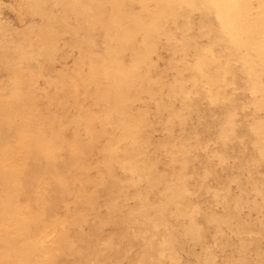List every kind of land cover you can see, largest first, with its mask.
Instances as JSON below:
<instances>
[{"label": "rangeland", "instance_id": "374dc122", "mask_svg": "<svg viewBox=\"0 0 264 264\" xmlns=\"http://www.w3.org/2000/svg\"><path fill=\"white\" fill-rule=\"evenodd\" d=\"M81 1L0 0V61H5L0 63V85L11 87L10 76L14 77L25 70L21 75L27 80L31 79L33 96L38 91L35 99L41 97L37 99L40 106L50 104L52 99L62 102V107L53 103L54 107H49L48 114L54 118L57 114L56 122L60 116V124H53L56 129L62 130L59 134H63L60 136L64 141L60 144L55 142L56 146L52 142L47 151L50 149L48 153L60 161L55 173L67 180L65 186H68V190L64 192L61 189L59 197L51 198L47 208L55 206L51 209L53 213L47 209L44 218L42 216L38 220L46 225L51 217L54 219L60 216L68 219V227L66 235L54 236L58 243V253H52L47 263L73 264L78 261V264H155L156 261L157 264H264V65L256 61L263 79L262 84L259 80L254 84L246 69L248 66L244 64L250 59L245 55L248 38L239 33L238 28L226 18L229 11L228 8L225 10L224 2L227 1L222 0L221 4V0H197L191 7L185 0H176L171 5V16L157 33L149 32L148 26L142 24L143 0H86L85 4V0L82 1L83 4ZM208 4L212 5L213 10H217H207ZM115 19L122 23H117ZM210 21L214 26L209 25ZM136 24L141 28L137 25L136 29ZM220 29L223 30L221 34ZM244 39L246 40L242 43ZM40 41L42 42L39 43ZM146 43L148 46L144 47ZM106 47L111 49L106 50ZM7 50L11 52L8 53ZM12 50H15V55ZM117 54L120 57H113ZM253 54L264 55V45ZM16 58L20 60L17 61ZM205 59L209 60V64H206L209 69L221 66V82L215 83L211 88L207 87L212 85L208 76L202 73L203 63L207 62ZM251 59H257L256 55ZM9 60L16 69L12 65H5ZM13 61L20 62L16 64ZM34 61L39 64L33 63ZM20 63L23 66L18 67ZM8 68L12 70H6ZM114 68L117 73V89L113 94L118 92V86L122 87L124 84L123 94L126 99L118 104L126 106V111H130L133 116V129L137 127L133 133L117 126L114 103L109 98L113 89L108 87L111 90L107 91L97 88L98 84L110 85ZM99 69L104 71L99 74ZM7 77L8 81L4 79L3 82V78ZM154 79L157 81H153ZM146 81L148 83L145 84ZM62 82L68 85L64 86ZM207 82L209 84L206 86ZM158 83L161 85H157ZM173 83L176 84L172 86ZM61 84L64 87L61 88ZM68 86L72 88L69 89ZM73 86L75 90H79L76 94ZM48 88L56 97L52 96L53 93ZM52 88H55L56 93ZM57 91L62 92L57 94ZM212 93L215 94L214 98ZM44 94H47L46 98ZM146 95H151L150 101L149 97L145 99ZM43 99L47 102H42ZM105 103L107 104L103 106ZM88 121L92 125L89 128L91 135H95L94 141L93 136L86 133L90 134L86 129ZM98 122L101 123V128ZM58 124L63 126L57 127ZM52 133L50 131V135ZM47 134L49 135L48 132ZM66 141L77 142L78 147L80 145V148H84L81 149L83 154H75L77 158L68 155L71 150H66ZM106 145H114V149L105 151ZM95 146L97 150L94 149ZM133 148L136 149L131 150ZM175 157L177 160L181 158L176 161ZM123 164L132 165V171L128 167L124 171ZM88 176L91 181L85 183ZM176 176L180 177L179 186L172 180ZM80 180L82 184L85 183L84 191L93 190L94 193L90 203L76 208V214L70 208L75 206ZM166 194L172 196L167 204ZM19 201L23 203L25 198L19 197ZM132 221L137 224L133 225ZM161 239H167L166 244L161 247V252H157ZM151 254H154V262L142 258Z\"/></svg>", "mask_w": 264, "mask_h": 264}, {"label": "bare ground", "instance_id": "6f19581e", "mask_svg": "<svg viewBox=\"0 0 264 264\" xmlns=\"http://www.w3.org/2000/svg\"><path fill=\"white\" fill-rule=\"evenodd\" d=\"M31 1V0H30ZM74 1V0H72ZM83 1V0H82ZM81 1V2H82ZM89 1V0H88ZM97 1V0H96ZM95 1V2H96ZM100 1H103V0H100ZM174 1L176 0H143L141 2V10H142V13H143V19H142V24H145L146 27L148 26L147 30L152 31V32H159V30L161 29V26L162 24L171 16V13H170V9L171 8V5L174 4ZM212 1V0H211ZM224 1V0H223ZM223 1L221 0V4H223ZM227 2L225 3L224 2V6L225 7V10L228 8V13H226V18L231 22L230 24H233L236 28H238L239 30V33L241 32L242 34H244L245 36H247V40L244 39L242 40V43L243 41L245 42L246 40V50H245V55L249 58L250 57V61H246L244 62L245 65L248 66L247 71L249 72L248 74H250V77L253 79L254 81V84H257L258 80L259 82H261L262 84V79H263V76L261 74V69H260V66L258 65V63H263L264 65V55L262 54H255L257 59L255 60H252L251 58H254L255 55L253 54L257 49L261 50L263 45H264V0H226ZM84 4L86 3V0L83 1ZM82 2V4H83ZM90 2V1H89ZM186 4L188 6H193L194 4H196L197 0H185ZM209 2V1H208ZM37 3V2H36ZM60 3V2H59ZM58 3V4H59ZM73 3V2H72ZM210 3V2H209ZM98 4V3H97ZM100 4V3H99ZM103 4V2H102ZM101 4V5H102ZM77 5V4H76ZM89 5V4H87ZM94 6V5H93ZM97 6V5H96ZM95 6V7H96ZM212 5L208 4V6L206 7L207 10H210V12L213 10ZM216 6V5H215ZM223 6V5H222ZM221 6V7H222ZM98 7V6H97ZM96 7V8H97ZM100 7V5H99ZM195 7V6H194ZM90 8V7H89ZM88 8V9H89ZM223 8V7H222ZM52 9V8H51ZM91 10H92V7H91ZM96 10V9H95ZM94 10V11H95ZM98 10V9H97ZM217 10V9H215ZM213 10V11H215ZM78 11V10H77ZM75 11H73L74 13ZM227 12V11H226ZM48 13V12H47ZM55 13V12H54ZM72 13V12H71ZM95 13V12H94ZM137 13V12H136ZM216 13V12H215ZM96 14V13H95ZM213 14V13H212ZM209 15V14H208ZM215 15V14H214ZM224 15V16H225ZM49 16V15H48ZM55 16V15H54ZM53 16V17H54ZM95 16V15H94ZM93 16V17H94ZM103 16V15H102ZM112 17V14L110 15ZM47 17V16H46ZM218 17V16H217ZM216 17V18H217ZM50 18V17H48ZM66 18V17H65ZM68 18V17H67ZM75 18V17H74ZM73 18V19H74ZM110 18V17H109ZM124 18V17H123ZM138 18V17H136ZM142 17H140L141 19ZM214 19L216 21H218L217 19ZM45 20V19H44ZM51 20V18H50ZM57 20V19H56ZM117 20H120L117 18ZM126 20V19H124ZM135 20V19H134ZM226 20V19H225ZM64 21V20H63ZM116 21V19H115ZM122 21V20H120ZM117 22V23H122V22ZM56 22V21H55ZM133 22V21H132ZM135 22V21H134ZM133 22V23H134ZM185 22V21H184ZM44 23H46L44 21ZM63 23V22H62ZM66 23V22H65ZM116 23V24H117ZM126 23V22H125ZM139 23V22H138ZM213 23V22H212ZM209 23V25L211 26H214L213 24ZM42 24V23H41ZM51 24V23H50ZM60 24V23H59ZM141 24V21L140 23ZM44 25V24H43ZM42 25V26H43ZM49 25V24H48ZM64 25V24H63ZM75 25V24H74ZM137 25L136 24V29H137ZM144 25V26H145ZM41 26V27H42ZM132 26V25H130ZM134 26V24H133ZM139 26V25H138ZM58 27V25L56 26ZM61 27V26H60ZM64 27V26H63ZM62 27V28H63ZM67 27V26H66ZM74 27V26H73ZM79 27V26H78ZM141 28V26H139ZM225 27V26H224ZM255 27V28H254ZM45 28V26H44ZM46 28H49L46 27ZM120 28V27H119ZM135 28V27H134ZM138 28V29H140ZM143 28V26H142ZM232 28V26H231ZM29 29V28H28ZM54 29V28H52ZM60 30H62L61 28H58ZM70 29V28H68ZM111 29V27H110ZM122 31H123V28H121ZM10 30V29H9ZM8 30V31H9ZM38 30V29H36ZM43 30V29H42ZM57 30V29H55ZM71 30V29H70ZM73 30V29H72ZM108 30V29H107ZM119 30V29H117ZM146 30V31H147ZM28 31V30H27ZM40 31V30H38ZM46 29H45V33H46ZM54 31V30H53ZM114 31V29H113ZM121 31V30H120ZM121 31V32H122ZM31 32V31H30ZM29 32V33H30ZM35 32V30H34ZM62 32V31H61ZM66 32V31H65ZM72 32V31H71ZM71 32H70V35H71ZM77 32V31H76ZM115 32V31H114ZM120 32V33H121ZM221 32H223V30L220 29V34ZM238 32V31H237ZM28 33V34H29ZM32 33V32H31ZM57 33H58V30H57ZM112 33V32H111ZM5 34V33H4ZM2 34V36L4 35ZM10 34V33H9ZM34 34V33H33ZM32 34V35H33ZM42 34V33H41ZM107 34H109V32H107ZM30 35V34H29ZM35 35H38V34H35ZM72 35H73V32H72ZM119 35V33H118ZM1 36V37H2ZM21 36V35H20ZM27 37V35H25ZM80 36V35H79ZM23 37V36H22ZM29 37V36H28ZM31 37V36H30ZM33 37V36H32ZM82 37V36H81ZM10 38V37H9ZM8 38V39H9ZM38 38H39V35H38ZM47 38V37H46ZM45 38V39H46ZM106 38V37H105ZM117 38V37H116ZM238 38V37H237ZM8 39L6 40L8 42ZM11 39V38H10ZM9 39V40H10ZM31 39V38H30ZM29 39V40H30ZM33 39V38H32ZM36 39V38H35ZM41 39V38H40ZM39 39V40H40ZM44 39V40H45ZM62 39V38H61ZM83 39V38H82ZM145 39V42H146V39L147 37L144 38ZM52 40V38H51ZM105 40V39H103ZM117 40V39H116ZM241 40V39H240ZM53 41V40H52ZM60 41V40H59ZM148 41V40H147ZM14 42V41H13ZM38 42V39L37 41ZM42 41H40L39 43H41ZM56 42V41H55ZM6 43V42H5ZM12 45V41L9 42V45ZM16 43V42H15ZM20 43V42H19ZM22 43H25L22 41ZM31 43V42H30ZM33 43V42H32ZM84 43V42H82ZM113 43V42H112ZM114 43H116V41H114ZM144 43V42H143ZM181 43V41H180ZM179 43V44H180ZM183 43V42H182ZM3 44V43H2ZM8 44V43H7ZM6 44V45H7ZM35 44V43H34ZM57 44V43H55ZM147 44V45H146ZM144 44V47L145 46H148V43ZM10 45V46H11ZM19 45V44H18ZM27 45V44H26ZM71 45V44H70ZM91 45V44H90ZM21 46V45H20ZM24 46V45H23ZM36 46V44L34 45V47ZM83 46V45H82ZM39 47V46H38ZM37 47V48H38ZM1 48V47H0ZM51 48V47H50ZM94 48V47H93ZM103 48V47H102ZM7 49V48H6ZM58 49V48H57ZM111 49V48H109ZM108 47H106V50H109ZM1 50V49H0ZM4 50V49H3ZM27 50V49H26ZM30 50V49H29ZM95 50V49H94ZM93 50V51H94ZM115 50V49H114ZM15 51V50H14ZM14 51L12 50V53L14 54ZM31 51V50H30ZM33 51V50H32ZM35 51V50H34ZM39 51V50H38ZM50 51V50H49ZM53 51V50H52ZM78 51V50H77ZM87 51V50H86ZM5 52V51H4ZM8 52V50H7ZM11 52V51H10ZM8 52V53H10ZM19 52V50H18ZM46 52V51H45ZM80 52V50H79ZM99 52V51H98ZM107 52V51H106ZM26 53V51H25ZM25 53L23 55H25ZM36 53V52H35ZM102 53V52H101ZM109 53H111V51H109ZM2 54H3V51H2ZM18 54V53H16ZM19 54H21V52H19ZM98 54V53H97ZM100 54V53H99ZM98 54V55H99ZM113 54H115L113 52ZM248 54V55H247ZM12 55V54H11ZM15 55V54H14ZM28 55V54H27ZM35 55V54H34ZM90 55V54H89ZM100 55H103V54H100ZM106 55V54H105ZM4 56V55H3ZM9 56V55H8ZM17 56H20V55H17ZM32 55L30 54V57ZM85 56V55H84ZM96 56V55H95ZM244 56V57H246ZM261 56V57H260ZM22 57H26V56H21ZM39 57H41L39 55ZM38 57V58H39ZM88 58V56H86ZM108 57V56H107ZM112 57V55H111ZM113 57H120L117 55L113 56ZM260 57V58H258ZM14 58V57H13ZM18 58V57H17ZM16 58V60H17ZM95 58V57H94ZM98 58V56H97ZM105 58V57H104ZM247 58V59H248ZM24 59V58H23ZM27 59V58H25ZM37 59V58H36ZM35 59V60H36ZM84 59V58H83ZM90 59V58H89ZM116 59V58H115ZM115 59H113L115 61ZM245 59V58H243ZM12 60V59H10ZM7 61V63H5V65L7 66H10L13 64H11V61ZM14 60V59H13ZM20 60V59H18ZM17 60V61H18ZM122 60V59H121ZM204 60V59H203ZM201 60V62L203 61ZM206 60V59H205ZM3 61V60H1ZM0 61V63H1ZM26 61V60H25ZM24 61V62H25ZM30 61V60H29ZM33 61V60H31ZM37 61V60H36ZM87 61V60H86ZM89 61V60H88ZM200 61V60H199ZM207 62L206 63H203V71L202 73L206 74L208 76L207 77H204V78H207L208 80H210L209 82H211L212 85H208L209 84L208 82L205 84L208 88H211L214 86L215 83L217 82H221L220 81V71H221V66H214L212 69H209L207 67L206 64H209V60L207 59L206 60ZM221 61V60H220ZM258 63H257V62ZM5 62V61H3ZM14 62V61H13ZM12 62V63H13ZM20 62V61H19ZM17 62V63H19ZM23 62V63H24ZM243 62V61H242ZM16 63V61L14 62ZM16 63V64H17ZM22 63V64H23ZM25 63H28L25 62ZM32 62H30L31 64ZM33 63H36L35 61ZM82 63V62H81ZM90 63L91 60H90ZM21 63L18 64V67L19 65L23 66ZM37 65L39 64V62L36 63ZM34 64V65H36ZM89 64V63H88ZM108 64V63H107ZM189 64V63H188ZM200 64V63H199ZM33 65V66H34ZM109 65V64H108ZM112 65V64H111ZM150 65V64H149ZM201 65V64H200ZM199 65V66H200ZM3 66V65H2ZM31 66V68L33 67ZM105 66V65H104ZM120 66V65H119ZM153 66V65H152ZM151 66V68H152ZM262 66V65H261ZM17 67V65H16ZM25 67V66H24ZM24 67H21V68H24ZM114 67V66H113ZM150 67V66H149ZM189 67V66H188ZM202 67V65H201ZM10 68V67H9ZM6 69V70H10V69ZM15 68V67H14ZM20 68V69H21ZM27 68V67H26ZM30 68V67H29ZM37 68V67H36ZM104 68V67H103ZM116 68V67H115ZM115 68H114V71H113V79H112V82H110V85H103V84H98L97 85V88L98 89H106L107 91H110L111 89H113V92L111 91L110 93V99L113 100V103H114V112L116 113L117 115V126H120L125 129H127L130 133H133L137 127H134L135 129H133V124L134 123V118L133 116L130 114V111L127 112L126 111V106H123V104H118V102H122L123 100L126 99V97H124V94H123V85L122 87L121 86H118V92H115V88H116V80H115V75L117 74L115 72ZM133 69V67H131ZM16 69V68H15ZM19 69V68H18ZM17 69V70H18ZM65 69V68H64ZM80 69V68H79ZM82 69V68H81ZM88 69V68H87ZM95 69V68H94ZM117 69V68H116ZM127 69V68H126ZM186 69V68H184ZM207 69V71H205ZM4 70V69H3ZM12 70V68H11ZM10 70V71H11ZM23 70V69H22ZM36 70H39L36 69ZM44 70V69H42ZM62 70V69H61ZM100 70V69H99ZM104 71V69H102ZM102 70H100L98 73L101 74L102 73ZM149 70V69H148ZM147 70V72H148ZM19 71V70H18ZM29 71V70H28ZM90 71V70H88ZM117 71V70H116ZM121 71V70H120ZM21 72V71H20ZM19 72V73H20ZM25 72V70H24ZM23 71L20 73V74H16L14 77L10 76L11 79L10 80V86L8 85H5V86H1L0 85V264H46L48 261H49V258L50 256L53 254H55V251L57 252L58 250V243L54 240V236L55 235H59V234H64L66 235V231H67V222H68V219L67 218H63V217H60V216H56L54 219H52L51 217V221L48 222L46 225L44 223H40L41 221H39L38 219L41 218L43 216L46 215V210L49 209L47 208L48 206V203H49V200L51 198H57L59 197V191L61 189H63L64 192H66L68 190V186H65L68 182L66 179H63L62 176L60 174H57L55 173V170L57 169V163L60 162V161H57L53 155L49 154L48 148H50L49 146L52 144H54V146H56L55 142L60 144V142L64 139H62V136H60L61 134H59L60 132H62V130L60 129H56L54 124H56L57 122H59L60 119V116H59V120H57L56 122V116L55 118L54 117H49V107H54L55 106H61L62 102L61 100H52L50 101V104H47V103H44V105H39L40 103L37 102V99H40V98H36L35 99V96H37V93H35L36 95L33 96V89L31 88V79L27 80L26 78L22 77L21 74L24 73ZM42 72V71H41ZM60 72V71H59ZM82 72V71H81ZM86 72V71H85ZM129 72V71H128ZM127 72V74H128ZM222 72V71H221ZM16 73V72H15ZM88 73V72H87ZM151 73V72H150ZM26 74V73H25ZM91 74V72H90ZM93 74V73H92ZM137 74V73H136ZM222 74V73H221ZM68 75V74H66ZM97 75V74H96ZM103 75H104V72H103ZM141 75V74H140ZM176 76H178V74L176 73L175 74ZM30 76V75H29ZM83 76V75H82ZM87 76V74H86ZM91 76V75H90ZM101 75H99L100 77ZM147 76V75H146ZM175 76V77H176ZM48 77V76H47ZM85 77V76H84ZM98 76L95 78H99ZM106 77V75H105ZM144 77V76H143ZM180 77V75H179ZM63 78V77H61ZM88 78V77H87ZM90 79L92 77H89ZM125 77H123L124 79ZM142 78V76H141ZM156 78V77H155ZM7 80L8 81V77L7 78H3V80ZM48 79V78H47ZM100 79V78H99ZM131 79V78H130ZM145 79V78H144ZM153 79V78H152ZM151 79V80H152ZM158 79V78H156ZM176 79V78H175ZM5 80L3 82H5ZM71 80V78H70ZM85 80V79H84ZM118 80V79H117ZM138 80V79H137ZM141 80V79H140ZM147 80V79H145ZM150 79H148L149 81ZM264 80V79H263ZM50 81V80H49ZM48 81V82H49ZM61 81V80H60ZM90 81V80H89ZM89 81H85V82H88L89 84H91ZM120 81V79H119ZM153 81H157V80H153ZM161 81V80H160ZM178 81V79H177ZM35 82V80H34ZM72 82V81H71ZM121 82V81H120ZM132 82V81H131ZM142 82V81H141ZM175 82V81H174ZM2 83V82H1ZM50 83V82H49ZM61 83V82H60ZM63 83V82H62ZM65 83V82H64ZM63 83V84H64ZM69 83V81H68ZM68 83L66 85H68ZM102 83V81H101ZM122 83V82H121ZM145 84L148 83L147 81L144 82ZM161 83V82H160ZM3 84H6V83H3ZM8 84V83H7ZM48 84V83H47ZM87 84V83H86ZM162 84V83H161ZM161 84H157V85H161ZM176 84V83H173L172 86ZM220 84V83H218ZM49 85V84H48ZM64 84V86H66ZM74 85H77L74 83ZM88 85V84H87ZM156 85V84H155ZM59 86V84H58ZM62 86L61 84V88L64 87ZM90 86V85H88ZM134 86V85H133ZM151 86V85H150ZM149 86V87H150ZM259 86V85H258ZM50 87V86H49ZM60 87V86H59ZM69 89L71 86H68ZM81 87V85H80ZM92 87V86H90ZM110 87V88H108ZM113 87V88H112ZM128 87V85H127ZM175 87V86H174ZM173 87V88H174ZM206 87V88H207ZM261 88L263 86H260ZM58 87H56L57 89ZM72 88V87H71ZM82 88V87H81ZM94 88V87H93ZM92 88V89H93ZM138 88V87H136ZM151 88V87H150ZM149 88V89H150ZM207 88V89H208ZM51 89V87H50ZM54 89L55 91V88H52ZM59 89V88H58ZM57 89V90H58ZM68 89V88H67ZM73 89H74V86H73ZM79 89V88H78ZM91 91L93 92L94 90ZM96 89V88H94ZM96 89V90H98ZM117 89V88H116ZM124 89H125V86H124ZM139 89V88H138ZM141 89V88H140ZM153 89V88H151ZM178 89V88H177ZM257 89V88H256ZM35 90V89H34ZM37 90V89H36ZM49 90V88H48ZM61 90V89H60ZM64 90L66 91V88H64ZM75 90V89H74ZM84 91V89H82ZM86 90V89H85ZM129 91V89H127ZM132 90V89H131ZM137 90V89H136ZM147 90V89H146ZM264 90V89H263ZM260 91V92H263ZM50 91V90H49ZM63 91V90H62ZM61 91V92H62ZM76 91H79L75 90V94H76ZM82 91V92H83ZM105 91V90H104ZM135 91V90H134ZM140 91V90H139ZM151 91L150 90V94H151ZM213 91V89H212ZM211 91V92H212ZM51 92V91H50ZM60 92V93H61ZM81 92V93H82ZM130 92H133V91H130ZM175 92V91H174ZM256 92V91H255ZM41 93V92H40ZM46 93V92H44ZM53 93V92H51ZM56 93V91H55ZM58 93L57 91V94H60ZM78 93V92H77ZM80 93V94H81ZM88 93V92H87ZM97 93V92H96ZM117 93V94H116ZM160 93V92H159ZM214 93V91H213ZM212 93V95H213ZM43 95V93H41ZM86 94V93H85ZM89 94V93H88ZM137 94V93H136ZM144 95V93H142ZM153 94V93H152ZM211 94V93H210ZM262 94V93H260ZM45 95V94H44ZM47 95V94H46ZM46 95H45V98H46ZM52 95V94H51ZM56 94L53 93V97L55 96ZM128 95V94H127ZM159 95V94H158ZM215 95V94H214ZM214 95H213V98H214ZM49 96H50V93H49ZM61 96V95H60ZM58 96V97H60ZM67 96V95H66ZM76 96V95H75ZM78 96V95H77ZM96 96V95H95ZM94 96V97H95ZM134 96V95H133ZM131 96V97H133ZM137 97V95H135ZM150 96L151 95H146L145 99L147 97H149V100L150 101ZM38 97V96H37ZM56 97V96H55ZM72 97V96H71ZM90 97V96H89ZM92 97V95H91ZM130 97V98H131ZM141 97V96H140ZM155 97V96H154ZM169 97V96H168ZM258 97V96H257ZM62 98V97H60ZM85 98H88V97H85ZM98 97L96 96V99ZM143 98V96L141 97ZM157 98V97H156ZM160 98V97H159ZM163 98V97H162ZM259 98V97H258ZM50 100V98H48ZM154 98H152L153 100ZM172 99V98H171ZM264 99V98H263ZM261 99V100H263ZM46 100V99H43L42 102ZM48 100V101H49ZM138 100V99H137ZM169 100V98H168ZM147 101V102H148ZM44 102H47L44 101ZM93 102V101H92ZM96 102H99V101H96ZM95 102V104H96ZM102 102V101H101ZM217 102V101H216ZM38 103V104H37ZM54 103V105H53ZM139 103V102H138ZM141 103V102H140ZM146 103V102H145ZM158 103V102H157ZM171 103V102H170ZM169 103V104H170ZM43 104V103H42ZM47 104V105H45ZM94 104V105H95ZM107 103L103 104L106 105ZM137 104V103H135ZM151 104V103H149ZM153 104V103H152ZM254 104V103H253ZM263 104V103H262ZM147 105V104H146ZM260 105V104H259ZM108 106V105H107ZM158 106V104H157ZM258 106V105H257ZM264 106V105H263ZM62 107V106H61ZM68 107V106H67ZM166 107V106H165ZM97 108V107H96ZM100 108V107H99ZM97 108V109H99ZM168 108V107H167ZM262 108V107H261ZM52 109V108H51ZM93 109V108H92ZM256 109V108H255ZM259 109H260V106H259ZM68 110V109H67ZM82 110V109H81ZM80 110V111H81ZM90 110V109H88ZM121 110V112H120ZM54 111V110H53ZM59 111V110H57ZM63 111V110H62ZM86 111V109L84 110ZM91 111V110H90ZM100 111V110H99ZM164 111V110H163ZM172 111V110H170ZM262 111V110H261ZM52 112V110H51ZM61 112V111H60ZM73 112V111H72ZM87 112V111H86ZM94 112V111H92ZM97 112V111H96ZM147 112V111H146ZM167 112V111H166ZM174 112V111H173ZM54 113V112H53ZM68 113V112H67ZM75 113V112H74ZM82 113V112H81ZM90 113V112H89ZM135 114V112H133ZM149 113V112H148ZM156 113V112H155ZM76 114V113H75ZM84 114V113H83ZM102 115L104 113H101ZM113 114V113H112ZM139 114V113H137ZM147 114V113H146ZM51 115V114H50ZM55 115V113L53 114ZM85 115V114H84ZM86 115H88L86 113ZM85 115V116H86ZM65 116V115H64ZM101 115H99L100 117ZM111 116V115H110ZM155 116V115H154ZM73 117V116H72ZM108 117V115H107ZM137 117V116H136ZM66 118V117H65ZM75 118V117H73ZM81 118H84V117H81ZM63 119V118H62ZM68 119V118H66ZM92 119V118H91ZM105 119V118H103ZM76 120V119H75ZM90 120V119H89ZM102 120V119H101ZM100 120V121H101ZM178 120V119H177ZM95 121V120H93ZM98 121V120H97ZM110 121V120H109ZM198 121V120H197ZM96 122V121H95ZM103 122V121H102ZM137 122V121H136ZM135 122V123H136ZM141 122V121H140ZM251 122V121H250ZM54 123V124H53ZM64 123V122H63ZM100 123V122H98ZM104 123V122H103ZM181 123V121H180ZM254 123V122H253ZM60 124V122H59ZM59 124L57 125V127H60V126H63V125H60ZM95 124V123H94ZM93 124V126H95ZM137 124H139L137 122ZM182 124V123H181ZM263 124V122H262ZM66 125V124H65ZM107 125V124H106ZM136 125V124H135ZM76 126V125H75ZM90 126L92 125H89V121L87 122V125H86V129H88V131L90 132V134L87 133V135H91V130H89ZM98 126V125H97ZM101 128V123L99 125ZM113 126V125H112ZM112 126H110L112 128ZM140 126V124H139ZM180 126V125H179ZM183 126V125H182ZM106 127V126H105ZM260 127H261V124H260ZM264 127V126H263ZM97 128V127H95ZM98 128V130H99ZM258 128V126L256 127ZM85 129V130H86ZM92 129V127H91ZM227 129V128H226ZM250 129V128H249ZM263 129V128H262ZM261 129V132H263ZM66 130V129H65ZM85 130H84V133H85ZM101 130V129H100ZM99 130V131H100ZM108 130V129H107ZM138 130V129H137ZM50 131L53 132L51 135H50ZM87 131V130H86ZM106 131V130H105ZM109 131V130H108ZM47 132L49 133V135L47 134ZM141 132V131H140ZM231 132V131H230ZM228 132V133H230ZM64 133V132H63ZM73 133V132H72ZM106 133V132H105ZM97 134V133H96ZM135 134V133H134ZM140 134V133H139ZM63 135V134H62ZM262 135V134H261ZM73 136V135H72ZM93 136V137H92ZM108 136V135H107ZM135 136V135H134ZM76 137V135L74 136ZM90 137H92V141L95 140V135H91ZM89 137V139H90ZM118 137V136H117ZM116 137V139H117ZM260 137V136H259ZM264 137V136H263ZM73 138V137H71ZM86 138V137H85ZM104 138V137H103ZM115 138V136H114ZM69 139V138H68ZM71 140V139H70ZM125 140V139H124ZM123 140V141H124ZM129 140V139H128ZM132 140V139H131ZM224 140V139H223ZM262 140V139H261ZM91 142V140H87V142ZM117 141V140H116ZM122 141V142H123ZM130 141V140H129ZM136 141V140H135ZM139 141V140H138ZM85 142V141H82V143ZM115 142V141H114ZM145 142V141H144ZM260 142V141H259ZM66 146L68 147V149L66 150H71L70 153L71 154H68V152L66 153V155H70V156H80V154H83L81 149L83 150L84 148H80V145L78 147V144L77 142H68L66 141ZM63 143V145L65 144ZM92 143V142H91ZM124 143V142H123ZM129 143V142H128ZM140 143V142H139ZM85 144V143H84ZM89 144V143H86V145ZM109 144V143H108ZM133 144V142L131 143ZM138 144V143H137ZM119 145V144H118ZM124 145V144H122ZM189 145V144H188ZM114 146V145H113ZM113 146H104V150L105 151H111ZM117 146V145H116ZM175 145H173V148H174ZM58 147V146H57ZM87 146H85L86 148ZM89 147L88 146V150H89ZM133 147V146H131ZM137 147H140V145ZM167 147V145H166ZM179 147V146H178ZM52 148V147H51ZM96 148V146L94 147V149ZM99 148V146H98ZM172 148V147H170ZM264 149V147H262ZM63 149V148H62ZM114 149V148H113ZM117 149V148H116ZM136 148H133L131 150H135ZM166 149V148H165ZM179 148H176L177 151H180L178 150ZM197 149V148H196ZM55 150V149H53ZM51 150V151H53ZM59 150V149H57ZM65 150V149H64ZM86 149V151H88ZM97 150V148L95 149ZM102 150V149H100ZM118 150V149H117ZM139 150V149H138ZM175 150V149H174ZM187 150V149H186ZM50 151V153H51ZM85 152V154H87V152ZM124 151V150H123ZM184 151V150H182ZM96 152V151H95ZM115 152V151H114ZM113 152V154H114ZM130 152V150H129ZM168 152V151H167ZM190 152V151H189ZM197 152V151H195ZM97 153V152H96ZM170 153V152H169ZM178 153V152H177ZM55 154V153H54ZM110 154V153H109ZM108 154V155H109ZM121 154V153H120ZM123 154V153H122ZM126 154V152H125ZM130 154V153H129ZM128 154V155H129ZM138 154V153H137ZM136 154V155H137ZM167 154V153H166ZM60 155V154H59ZM111 155V154H110ZM127 155V157H128ZM139 155V154H138ZM190 155V153L188 154ZM69 156V157H70ZM75 156V158H77ZM119 156V155H117ZM130 156V155H129ZM175 156V155H174ZM68 157V156H67ZM68 157V158H69ZM101 157H102V154H101ZM113 157V155H112ZM111 157V158H112ZM72 158V157H71ZM134 158V157H133ZM170 159V154H169V157ZM172 158V157H171ZM181 158V157H180ZM179 158V159H180ZM178 159V160H179ZM69 160V159H68ZM100 160V159H99ZM109 160V159H108ZM119 160H122L121 158ZM124 160V158H123ZM132 160V159H131ZM175 160H177V158L175 157ZM76 161V160H75ZM104 161V160H102ZM130 161V160H129ZM171 161V160H170ZM71 162V161H70ZM105 162V161H104ZM118 162V161H117ZM125 162V161H124ZM132 162V161H131ZM106 163V162H105ZM74 164V163H73ZM126 164V163H124ZM123 164V165H124ZM130 164V163H129ZM70 165V163H69ZM140 165V164H138ZM82 166V165H81ZM111 166V165H110ZM132 166V165H130ZM130 166H127V165H124L123 167V170H127L126 168L128 167V170H131L132 171V168ZM59 167V166H58ZM77 167V166H76ZM79 167V166H78ZM138 167V166H136ZM73 168V167H72ZM82 168V167H81ZM106 168V167H105ZM185 168V167H184ZM59 169V168H58ZM76 169V168H75ZM134 169V167H133ZM137 169V168H136ZM63 171L65 170L64 168L62 169ZM81 170V169H80ZM85 169H83V172H84ZM74 171V170H73ZM108 171V169H107ZM183 171V170H182ZM185 171V170H184ZM76 172V171H75ZM62 173V172H61ZM76 174V173H74ZM73 174V175H74ZM65 175V174H64ZM85 177V176H84ZM86 178V177H85ZM91 177L88 176L85 183H90L91 180H89ZM182 179V178H181ZM173 181H175L174 183L179 186L180 182V177H175L172 179ZM76 181V180H75ZM165 181V179H164ZM172 181V182H173ZM83 183V184H85ZM161 183V182H159ZM165 183V182H164ZM71 184V183H70ZM82 184V180H80V183H79V188H78V191L76 192L77 193V198H76V203H75V206L70 208V211L78 214V211L76 210V208L79 206V205H82V204H88L91 202V196L93 195L94 191H84V186ZM59 185V186H58ZM78 185V184H77ZM61 186V188H59ZM76 186V185H75ZM89 186V185H88ZM83 189H82V188ZM59 189V190H58ZM70 189V188H69ZM148 189V188H147ZM168 189V188H167ZM172 190V189H171ZM62 191V190H61ZM70 191V190H69ZM145 191V190H144ZM172 192V191H171ZM170 192V193H171ZM169 194V193H168ZM73 195V193H72ZM167 196V197H166ZM166 204L167 203H170V201L172 200V196L171 195H167L166 194ZM19 197H22V198H25V202L23 201V203L21 201H19ZM76 197V195H75ZM61 199V198H60ZM52 202V201H50ZM55 204V203H54ZM59 204V203H58ZM35 208L33 210V207H30L32 206ZM170 205V204H169ZM169 205L167 207H169ZM52 206V205H51ZM53 207L55 206H52V210H53ZM89 207V206H88ZM134 207V206H132ZM59 208V207H58ZM63 208V207H62ZM49 209V210H51ZM60 209V208H59ZM48 210V211H49ZM51 210V212H52ZM61 210V209H60ZM133 210V209H132ZM137 210V209H135ZM134 210V211H135ZM58 211V210H57ZM164 211V210H163ZM51 212H50V215H51ZM166 212V211H164ZM53 213V212H52ZM58 213V212H57ZM126 213V212H125ZM142 213V211H141ZM169 213V212H168ZM56 214V212H55ZM48 215V214H47ZM168 215V214H167ZM55 216V215H53ZM49 217V216H48ZM114 217V216H113ZM130 217V216H129ZM138 217V216H137ZM131 219V218H130ZM138 219V218H137ZM47 220V218H46ZM122 220V219H121ZM134 220V219H133ZM124 221V220H122ZM145 221V220H144ZM133 222V221H132ZM147 222V221H146ZM126 222H124L125 224ZM128 223V222H127ZM133 222V225L137 224ZM148 223V222H147ZM141 224V223H140ZM144 225V224H142ZM152 226V225H151ZM135 227H138V226H135ZM140 227V226H139ZM37 228V229H36ZM154 228V227H153ZM36 229V230H35ZM152 229V228H151ZM96 230V229H95ZM129 230H132L129 229ZM155 230V229H153ZM144 231V230H143ZM75 232V231H74ZM104 232V231H103ZM108 232V231H107ZM139 232V231H138ZM137 232V233H138ZM146 232V231H145ZM141 233V232H139ZM138 233V234H139ZM143 233V232H142ZM154 233V232H153ZM79 235V234H78ZM135 235V234H134ZM133 235V236H134ZM155 235V234H154ZM139 236V235H138ZM146 236V235H145ZM83 237V236H82ZM135 237V236H134ZM86 238V236H85ZM133 239V238H132ZM135 239V238H134ZM143 239V238H141ZM158 240V239H157ZM165 240L167 239H161L160 242L158 243L159 247H158V250L157 252H161V247L164 245L165 246ZM159 241V240H158ZM82 243V242H81ZM80 243V245H81ZM86 243V242H85ZM83 245V244H82ZM98 245V244H97ZM96 245V247H97ZM99 248V247H98ZM152 248V246H151ZM150 248V249H151ZM153 248H156V247H153ZM163 248V247H162ZM96 249V248H95ZM139 249V248H138ZM102 250V249H100ZM149 250V249H148ZM117 251V250H116ZM142 251V250H140ZM139 251V253H141ZM150 251V250H149ZM152 251V250H151ZM58 253V252H57ZM96 253V252H95ZM149 253V252H148ZM152 253V252H150ZM108 254V253H107ZM189 254V253H188ZM231 254V253H230ZM95 255V254H94ZM144 255V254H143ZM156 255V254H155ZM162 255V254H161ZM98 256V255H96ZM195 255H193L194 257ZM92 258V257H91ZM142 258H144L145 260H149V261H153L155 260L154 258V254H151L149 256L146 255L143 256ZM154 258V259H153ZM95 259V258H94ZM96 261V260H95ZM108 261V260H107ZM132 261V260H131ZM246 261V260H245ZM83 262H85L83 260ZM88 262V260H87ZM110 262V261H108ZM154 262V261H153ZM247 262V261H246ZM82 263V262H81ZM92 263V262H91ZM96 263V262H95ZM149 263V262H148ZM49 264V263H47ZM73 264H78V261H74ZM85 264V263H84ZM93 264V263H92ZM131 264H134V263H131ZM139 264V263H138ZM151 264V263H150ZM155 264H157V262L155 261ZM233 264V263H232Z\"/></svg>", "mask_w": 264, "mask_h": 264}]
</instances>
